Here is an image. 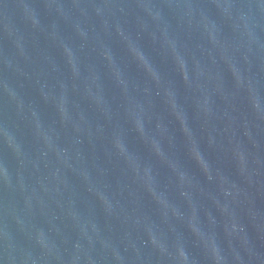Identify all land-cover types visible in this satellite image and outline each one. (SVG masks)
I'll list each match as a JSON object with an SVG mask.
<instances>
[{
	"label": "water",
	"instance_id": "95a60500",
	"mask_svg": "<svg viewBox=\"0 0 264 264\" xmlns=\"http://www.w3.org/2000/svg\"><path fill=\"white\" fill-rule=\"evenodd\" d=\"M0 264H264V0H0Z\"/></svg>",
	"mask_w": 264,
	"mask_h": 264
}]
</instances>
